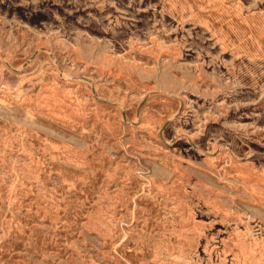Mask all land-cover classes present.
<instances>
[{"label":"rangeland","instance_id":"374dc122","mask_svg":"<svg viewBox=\"0 0 264 264\" xmlns=\"http://www.w3.org/2000/svg\"><path fill=\"white\" fill-rule=\"evenodd\" d=\"M0 264H264V0H0Z\"/></svg>","mask_w":264,"mask_h":264}]
</instances>
